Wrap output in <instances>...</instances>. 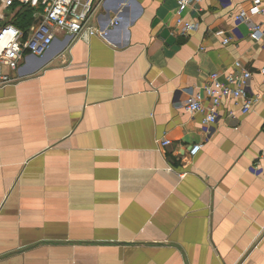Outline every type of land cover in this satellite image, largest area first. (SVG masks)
Listing matches in <instances>:
<instances>
[{"label": "crops", "instance_id": "obj_1", "mask_svg": "<svg viewBox=\"0 0 264 264\" xmlns=\"http://www.w3.org/2000/svg\"><path fill=\"white\" fill-rule=\"evenodd\" d=\"M178 2L106 0V38L59 35L0 88V264H264V38L234 19L264 28V0L191 5L187 37ZM236 62L258 101L207 131L185 105Z\"/></svg>", "mask_w": 264, "mask_h": 264}, {"label": "built area", "instance_id": "obj_2", "mask_svg": "<svg viewBox=\"0 0 264 264\" xmlns=\"http://www.w3.org/2000/svg\"><path fill=\"white\" fill-rule=\"evenodd\" d=\"M203 0H179L175 20V33L187 37L198 29L196 23L185 19V14L191 5H198ZM222 1V0H219ZM106 0H0V88L14 85L17 80L12 76L20 66L24 55L44 57L52 48L59 35L72 37L74 41H85L94 37L106 38L109 31L94 25L96 12L103 8ZM258 5V3H256ZM32 10L33 23L24 31L13 23L17 15ZM11 11V16L5 14ZM263 13L258 7L252 11V16ZM251 15L241 12L234 19L237 24H246L254 35L264 38V28L253 22ZM113 25H118L115 20ZM232 39L226 38L224 45ZM261 50L264 54V42ZM264 78V69L262 70ZM226 81H221L217 73L211 74L203 93L189 97L185 108L190 114H201L203 124L208 131L218 123V108L224 99L242 101V113L249 114L258 98L252 96L250 81L252 73L244 68L241 62L235 63L232 72L225 75ZM209 101L207 105L205 101ZM171 145L169 140L159 141V147L165 149ZM203 148L196 144L190 149V156L195 157ZM252 172L260 174L256 167Z\"/></svg>", "mask_w": 264, "mask_h": 264}, {"label": "trees", "instance_id": "obj_3", "mask_svg": "<svg viewBox=\"0 0 264 264\" xmlns=\"http://www.w3.org/2000/svg\"><path fill=\"white\" fill-rule=\"evenodd\" d=\"M13 23L24 31L28 30L33 23L32 10H27L23 14L17 15Z\"/></svg>", "mask_w": 264, "mask_h": 264}, {"label": "rangeland", "instance_id": "obj_4", "mask_svg": "<svg viewBox=\"0 0 264 264\" xmlns=\"http://www.w3.org/2000/svg\"><path fill=\"white\" fill-rule=\"evenodd\" d=\"M5 14H7L8 16H11L12 12L9 11V12H6Z\"/></svg>", "mask_w": 264, "mask_h": 264}]
</instances>
